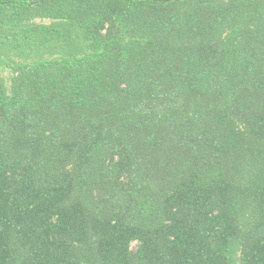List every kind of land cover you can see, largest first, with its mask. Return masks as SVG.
<instances>
[{"label": "trees", "instance_id": "obj_1", "mask_svg": "<svg viewBox=\"0 0 264 264\" xmlns=\"http://www.w3.org/2000/svg\"><path fill=\"white\" fill-rule=\"evenodd\" d=\"M0 264H264V0H0Z\"/></svg>", "mask_w": 264, "mask_h": 264}, {"label": "rangeland", "instance_id": "obj_2", "mask_svg": "<svg viewBox=\"0 0 264 264\" xmlns=\"http://www.w3.org/2000/svg\"><path fill=\"white\" fill-rule=\"evenodd\" d=\"M135 247V244H133V248Z\"/></svg>", "mask_w": 264, "mask_h": 264}]
</instances>
